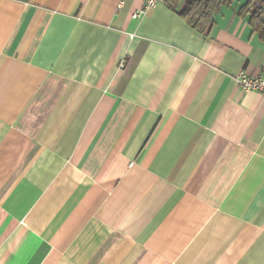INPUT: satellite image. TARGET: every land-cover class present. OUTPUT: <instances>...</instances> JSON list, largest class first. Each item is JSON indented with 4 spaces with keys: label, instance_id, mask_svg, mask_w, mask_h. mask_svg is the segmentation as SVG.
<instances>
[{
    "label": "crops",
    "instance_id": "crops-1",
    "mask_svg": "<svg viewBox=\"0 0 264 264\" xmlns=\"http://www.w3.org/2000/svg\"><path fill=\"white\" fill-rule=\"evenodd\" d=\"M163 0H0V264H264V41Z\"/></svg>",
    "mask_w": 264,
    "mask_h": 264
},
{
    "label": "trees",
    "instance_id": "trees-1",
    "mask_svg": "<svg viewBox=\"0 0 264 264\" xmlns=\"http://www.w3.org/2000/svg\"><path fill=\"white\" fill-rule=\"evenodd\" d=\"M188 24L203 34H209L214 26L213 16L220 7L235 0H163ZM240 16L247 17L253 33L264 41V0H244L237 8Z\"/></svg>",
    "mask_w": 264,
    "mask_h": 264
},
{
    "label": "built area",
    "instance_id": "built-area-1",
    "mask_svg": "<svg viewBox=\"0 0 264 264\" xmlns=\"http://www.w3.org/2000/svg\"><path fill=\"white\" fill-rule=\"evenodd\" d=\"M124 0H120L119 5ZM159 0H144V7L138 11L133 12L134 17H139L144 10L156 6ZM236 82L243 90H252L264 95V71L258 74H249L245 71H240L236 75Z\"/></svg>",
    "mask_w": 264,
    "mask_h": 264
}]
</instances>
